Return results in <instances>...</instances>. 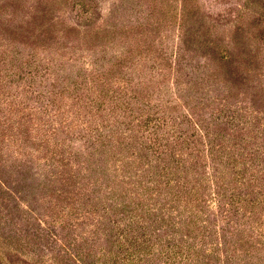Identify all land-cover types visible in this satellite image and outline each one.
<instances>
[{"label": "rangeland", "instance_id": "374dc122", "mask_svg": "<svg viewBox=\"0 0 264 264\" xmlns=\"http://www.w3.org/2000/svg\"><path fill=\"white\" fill-rule=\"evenodd\" d=\"M196 126L244 153L260 190L228 177L227 204L208 211L211 240L191 225L195 244L167 248L181 259L201 248L196 264H264V0H0V264H170L97 253L113 249L101 231L116 216L94 199L120 192L112 179L122 166L134 174L132 153L163 178L152 214L175 212L189 161L207 198L208 178L234 162L206 158ZM246 196L257 211L240 210Z\"/></svg>", "mask_w": 264, "mask_h": 264}, {"label": "trees", "instance_id": "16d2710c", "mask_svg": "<svg viewBox=\"0 0 264 264\" xmlns=\"http://www.w3.org/2000/svg\"><path fill=\"white\" fill-rule=\"evenodd\" d=\"M196 128L199 129L197 135L200 136L204 145H211V155L205 156L206 158L222 160L221 165L224 164V160H231L234 162L232 168L224 170V172L221 170H215L214 176L208 178L209 182L212 181L217 185V188H215L213 193L210 192L207 198L203 199L202 196L200 197V190L206 188L205 185H203L205 179L197 175V165L189 161L187 163V168L191 175L190 180H186L185 177L187 185L182 187L186 188L187 191L185 189H180L178 195L177 189H175L174 194H176V196H174L172 201L169 202L172 207L174 206L175 212L172 214L171 212L163 213L162 215H159L157 212L152 214V210L158 209L151 206L149 204L151 202L149 201L156 195L158 198L161 196L160 190L163 189V178H160L157 182H153V173H151V171L143 173L140 168L135 166L140 161V155L138 153H132L131 156H136L137 158L133 162H126V164L128 168L133 166L136 167V171L134 174H129V170L128 173H125L124 171L126 168H124L125 166H122L121 171L115 175L114 179H112L115 186L120 190V192L115 195V198L112 195L107 196V191V197L105 199H100L98 196L94 199L93 195L86 194L97 202V210H100L99 206H104V211L107 212L113 208L115 210L114 215L116 216V219L111 221L110 213L107 214L106 219L109 221L108 227H105L101 231L107 233L106 236L108 239L115 238L112 246L113 249L100 245L96 249L97 253L102 255H110L113 253L116 257L123 259L162 255L170 262V264H176V259L179 258L180 262H184L185 264H196L202 258L201 252H203V250L201 248H195V245L190 246L191 249L188 255L181 259L180 256L182 254L175 251L176 245L172 249H168L167 246H170L172 242L176 241L195 244L194 235L196 234H194V232L196 229L192 228L189 233L184 232L185 227L191 228V225L197 228V233L202 231L204 237L209 241L211 240L210 234H207V230L211 226L208 222V211L215 201L219 205V208L222 205L225 206L227 204L222 190L225 191L228 188L226 186L228 177H231L230 181L234 179L238 188L242 186L251 188V195L259 192L260 180L256 176L258 169L257 166L247 164L244 160V153L237 155L232 147L229 148L226 146L223 150H220V144H217L214 133L210 135L207 130H203L198 126H196ZM206 139L208 142H206ZM95 154L96 153H92L89 156H85V161L95 159L92 157ZM99 154L104 155V151ZM137 160L139 161L137 162ZM127 174L129 175V178L127 177ZM199 175L201 174L199 173ZM161 176L166 177L164 185H166L167 179H171L166 176V173L163 175L160 174V177ZM147 178L148 180H146ZM149 183H151V185L147 186L146 184ZM88 186H90V180L86 183L85 188ZM112 191L115 193L114 188ZM149 191H152L150 196L147 195ZM183 193L186 194L185 198L180 196ZM242 201L238 202L239 208L242 212L251 209V212L253 213L254 211H257L256 208H258L260 204L258 197L246 196L245 198H242ZM245 203L246 206H250L247 210H245ZM199 207H201V210L199 209V211H197V208ZM71 213H75V211H71ZM93 215V221L100 223L104 221L103 216L96 214ZM197 216H199L200 219L196 220ZM205 217L207 219H205ZM155 222L156 224H154ZM162 228L166 229L167 232L160 233ZM213 230L216 233L215 243L219 238V231L217 228H213ZM164 239H168L166 241L169 243L164 244ZM172 245H174V243H172ZM160 246H162V249H159Z\"/></svg>", "mask_w": 264, "mask_h": 264}]
</instances>
